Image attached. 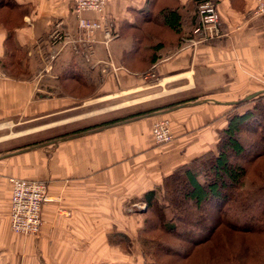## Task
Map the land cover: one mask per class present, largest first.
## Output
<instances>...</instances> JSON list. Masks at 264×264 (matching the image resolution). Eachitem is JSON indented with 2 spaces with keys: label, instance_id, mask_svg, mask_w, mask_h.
<instances>
[{
  "label": "crops",
  "instance_id": "1",
  "mask_svg": "<svg viewBox=\"0 0 264 264\" xmlns=\"http://www.w3.org/2000/svg\"><path fill=\"white\" fill-rule=\"evenodd\" d=\"M213 1L224 37L194 48L200 0H107L115 38L68 45L47 72L54 26L78 35L72 1L15 0L18 25L0 23V264L123 263L104 255L121 256L108 237L131 222L127 208L253 109L264 95L259 0ZM164 10L180 17L178 33ZM159 120L173 142H155ZM10 178L48 184L36 236L11 230Z\"/></svg>",
  "mask_w": 264,
  "mask_h": 264
},
{
  "label": "trees",
  "instance_id": "2",
  "mask_svg": "<svg viewBox=\"0 0 264 264\" xmlns=\"http://www.w3.org/2000/svg\"><path fill=\"white\" fill-rule=\"evenodd\" d=\"M206 1L215 4L200 0L198 9ZM0 10L4 14L0 23L8 27L18 25V15L23 17L22 6L15 0H0ZM162 15L165 24L178 33L177 13L164 10ZM12 38L10 34L8 41ZM174 179L179 180V188ZM161 188L168 205L161 204L156 189L147 192L142 198L147 210L139 232L157 264H264V95L253 109L229 116L215 151L177 168ZM178 194L180 202H176ZM155 232L161 235L148 238ZM231 239L238 241L237 246ZM108 242L122 250L131 247L124 233L114 232Z\"/></svg>",
  "mask_w": 264,
  "mask_h": 264
},
{
  "label": "built area",
  "instance_id": "3",
  "mask_svg": "<svg viewBox=\"0 0 264 264\" xmlns=\"http://www.w3.org/2000/svg\"><path fill=\"white\" fill-rule=\"evenodd\" d=\"M73 12L77 18L78 35H72L57 23L49 36L52 52L48 57L45 71L49 72L60 52L68 45L76 51L84 45L88 51H93L96 43L95 34L101 33L103 44L108 46L115 38L112 26L106 17L107 0H71ZM87 14H93L89 17ZM255 16H264V0L254 10ZM199 21L193 30V38L187 40L192 47L219 40L224 37L221 17L217 6L206 1L199 6ZM152 134L157 144H169L174 141L168 120H159L152 127ZM11 194V230L22 236H36L43 225V206L50 200L48 184L42 181H31L10 178Z\"/></svg>",
  "mask_w": 264,
  "mask_h": 264
},
{
  "label": "rangeland",
  "instance_id": "4",
  "mask_svg": "<svg viewBox=\"0 0 264 264\" xmlns=\"http://www.w3.org/2000/svg\"><path fill=\"white\" fill-rule=\"evenodd\" d=\"M169 124H170V122H169ZM173 181L174 182L176 181L175 185H177L179 188V185H180L179 180L174 179ZM182 188L184 190L185 187H182ZM156 190H157V194L159 195L158 197H159L161 204L167 206L168 200H167L166 192L164 190H162V188L161 189L158 188ZM181 198H182L181 194H178V197H177L178 200L176 202H180ZM181 208H183V210H186L187 208L189 209L188 206L187 207L183 206ZM127 209H131V211H132L131 222L126 223L125 227L123 225H120L119 226L120 230H115V232L123 234V232L125 231L124 234H127V236L130 238V241H131L130 246L131 247H129V250H128V246L124 250L121 249V251H122L121 256H120V254H116L115 252L111 255L110 249H109L107 252V254H109V255L105 254L104 257L106 258L108 256H110V257L114 256L115 258L113 260H116L117 262L118 261L123 262V263H118V264H157L154 256L151 254H148L147 245H145L142 237L140 238V236H139V232H140V230H142V228L144 226V216L143 215L147 210L146 205L142 202V200H139L138 202H136V204H134L132 207H129ZM166 215L169 218H171L172 217L171 210L167 209ZM154 220H156V219H154ZM158 235H161V234L159 232H157V233L155 232L153 235L152 234L148 235V238L158 237ZM234 240H236V239H234ZM234 240L231 239V244L233 246H237L238 241H234ZM117 247H119V246H117ZM119 258H121V259H119ZM175 264H192V261H183V262H178Z\"/></svg>",
  "mask_w": 264,
  "mask_h": 264
},
{
  "label": "water",
  "instance_id": "5",
  "mask_svg": "<svg viewBox=\"0 0 264 264\" xmlns=\"http://www.w3.org/2000/svg\"><path fill=\"white\" fill-rule=\"evenodd\" d=\"M254 96H250L248 99H251V98H253Z\"/></svg>",
  "mask_w": 264,
  "mask_h": 264
}]
</instances>
